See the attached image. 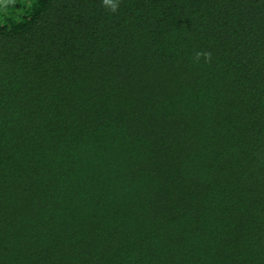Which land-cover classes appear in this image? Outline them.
I'll return each instance as SVG.
<instances>
[{"label":"trees","instance_id":"trees-1","mask_svg":"<svg viewBox=\"0 0 264 264\" xmlns=\"http://www.w3.org/2000/svg\"><path fill=\"white\" fill-rule=\"evenodd\" d=\"M117 3L0 0V264H264V0Z\"/></svg>","mask_w":264,"mask_h":264},{"label":"clouds","instance_id":"clouds-1","mask_svg":"<svg viewBox=\"0 0 264 264\" xmlns=\"http://www.w3.org/2000/svg\"><path fill=\"white\" fill-rule=\"evenodd\" d=\"M102 3L103 6L110 12H115L117 10L118 7L117 0H102ZM200 55H201L200 53H197V58H199Z\"/></svg>","mask_w":264,"mask_h":264}]
</instances>
